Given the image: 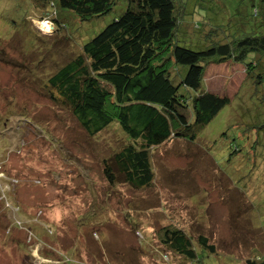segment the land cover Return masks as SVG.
I'll return each instance as SVG.
<instances>
[{
	"label": "rangeland",
	"instance_id": "1",
	"mask_svg": "<svg viewBox=\"0 0 264 264\" xmlns=\"http://www.w3.org/2000/svg\"><path fill=\"white\" fill-rule=\"evenodd\" d=\"M35 2L0 0V264H246L252 254L264 253V122L241 132L257 111L264 116V88L252 80L242 84L246 74L240 64L211 63L203 87L232 100L213 121L211 134L194 146L168 139L153 150L160 179L150 188L111 183L105 160L124 146L122 138L127 144L133 140L117 125L91 136L70 112L42 96L39 86L59 63L60 48L49 38L58 35L56 27L41 21L47 13ZM188 2L204 16H214L216 2L224 4L223 22L251 4ZM112 17L97 20L93 32L85 24V39ZM195 23L190 36L214 31L201 20ZM62 33L74 39L70 28ZM183 39L191 42L187 35ZM192 163L195 180L183 184ZM173 218L195 236L208 235L217 253L206 250V257L187 261L166 248L159 240L161 226H155Z\"/></svg>",
	"mask_w": 264,
	"mask_h": 264
},
{
	"label": "trees",
	"instance_id": "2",
	"mask_svg": "<svg viewBox=\"0 0 264 264\" xmlns=\"http://www.w3.org/2000/svg\"><path fill=\"white\" fill-rule=\"evenodd\" d=\"M35 1L38 10L47 13L41 21L49 20L58 33L43 36L57 39L60 48L59 63L39 86L42 96L70 112L91 136L117 125L133 140L127 144L119 137L124 146L105 160L103 171L111 183L125 181L132 188H150L160 178L152 166L153 150L168 139L197 143L205 137L216 117L232 103L229 96L203 87L211 63L240 64L246 74L242 84L252 80L254 86L264 88V9L258 0H250L227 22L221 20L224 4L220 2L212 8L214 16H204L201 11L205 10L198 14L188 0ZM110 13L112 20L85 39L84 25L91 23L93 32L97 20ZM196 20L214 31L190 36L187 32L197 31ZM66 28L74 39L72 34L60 36ZM186 35L191 42L183 39ZM64 54L67 59H60ZM254 115L241 127L243 134L264 122L258 111ZM253 140L246 136L244 141L253 146ZM180 226L172 222L155 226L164 234L161 244L187 261L206 257V250L217 253L208 235L195 236ZM246 264H264V253L252 254Z\"/></svg>",
	"mask_w": 264,
	"mask_h": 264
},
{
	"label": "crops",
	"instance_id": "3",
	"mask_svg": "<svg viewBox=\"0 0 264 264\" xmlns=\"http://www.w3.org/2000/svg\"><path fill=\"white\" fill-rule=\"evenodd\" d=\"M211 132H212V130H211V128H208L207 130H206V134H205V136L207 135V134H211ZM190 145H193L194 146V143H190ZM196 175V172L193 170V163H192V165H191V167L185 172V174L183 175V184H186L187 182H190V183H192V182H194V180H195V175ZM225 175L226 176H229V177H231V172H228V173H225ZM160 179V178H159ZM143 205H144V203H143ZM171 215L172 214H175V211L172 209V211H171V213H170ZM170 215V216H171ZM204 221V220H203ZM170 222H172V223H176V224H179V223H177V221H176V219L174 220V218L173 219H171V221ZM180 227L182 228V229H184V230H187V232L188 233H190L189 231H190V229H185V226H183L181 223H180ZM195 244H197V243H195ZM197 246H198V244H197ZM179 256V255H178Z\"/></svg>",
	"mask_w": 264,
	"mask_h": 264
},
{
	"label": "bare ground",
	"instance_id": "4",
	"mask_svg": "<svg viewBox=\"0 0 264 264\" xmlns=\"http://www.w3.org/2000/svg\"><path fill=\"white\" fill-rule=\"evenodd\" d=\"M138 233H139V235L141 236V237L139 236V238H143V234H142L140 231H139ZM165 256H166V255H165ZM165 256H164V258H165ZM165 259H166V258H165Z\"/></svg>",
	"mask_w": 264,
	"mask_h": 264
},
{
	"label": "clouds",
	"instance_id": "5",
	"mask_svg": "<svg viewBox=\"0 0 264 264\" xmlns=\"http://www.w3.org/2000/svg\"><path fill=\"white\" fill-rule=\"evenodd\" d=\"M44 21L50 22L49 20H44Z\"/></svg>",
	"mask_w": 264,
	"mask_h": 264
}]
</instances>
